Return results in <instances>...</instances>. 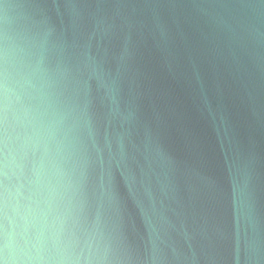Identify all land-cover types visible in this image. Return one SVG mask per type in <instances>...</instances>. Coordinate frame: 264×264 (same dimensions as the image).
<instances>
[{
	"label": "water",
	"instance_id": "95a60500",
	"mask_svg": "<svg viewBox=\"0 0 264 264\" xmlns=\"http://www.w3.org/2000/svg\"><path fill=\"white\" fill-rule=\"evenodd\" d=\"M0 264H264V0H0Z\"/></svg>",
	"mask_w": 264,
	"mask_h": 264
}]
</instances>
